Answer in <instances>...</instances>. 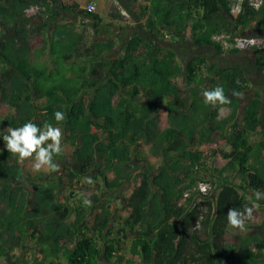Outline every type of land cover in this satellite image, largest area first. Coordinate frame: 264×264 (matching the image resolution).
I'll return each instance as SVG.
<instances>
[{
  "label": "trees",
  "instance_id": "1",
  "mask_svg": "<svg viewBox=\"0 0 264 264\" xmlns=\"http://www.w3.org/2000/svg\"><path fill=\"white\" fill-rule=\"evenodd\" d=\"M117 2L132 23L116 8L106 20L64 0H0V260L12 264L30 238L41 255L30 264H264V200L254 196L264 192V0L257 9L244 0L237 16L233 0ZM220 33L262 45L247 50L249 64L215 60L243 51L212 39ZM217 85L229 105L203 102ZM161 106L169 119L162 129ZM222 107L229 112L220 117ZM28 121L62 128L68 151L55 162L63 172L34 177L7 152L5 129ZM204 142H223L207 155L218 153L220 168L208 171ZM86 177L96 187L87 197ZM201 182L209 190L196 202ZM131 183L128 215L117 219L106 193L119 199ZM254 202L260 221L226 241L228 209Z\"/></svg>",
  "mask_w": 264,
  "mask_h": 264
},
{
  "label": "clouds",
  "instance_id": "2",
  "mask_svg": "<svg viewBox=\"0 0 264 264\" xmlns=\"http://www.w3.org/2000/svg\"><path fill=\"white\" fill-rule=\"evenodd\" d=\"M81 6L82 5L79 6L80 9H82ZM89 10L94 11V7L89 6ZM95 12L96 9L94 13ZM232 95L235 97H242L243 94L240 92H233ZM202 96L203 102L213 107L217 105H229L231 103L229 97L225 95L223 87L219 85L213 89L204 90ZM54 117L57 124H61L66 120L64 113L60 111H56ZM5 131L6 134L2 137L5 148L7 152L18 157V163L22 164L25 161H32L34 171L58 170L55 157L61 155L64 151V132L61 127L53 126L51 123H45L43 127H40L36 123L28 121L20 127H8ZM85 180L89 185L94 184L91 177H86ZM207 188L208 186L202 185L200 190L206 193ZM254 196L257 202L264 200V192L257 190L254 192ZM91 203L90 198L84 199L85 206H91ZM258 207L259 204L254 202L250 207L247 205L244 206L243 210L229 208L226 214L227 225L239 232H246L248 230V222L253 219L254 211Z\"/></svg>",
  "mask_w": 264,
  "mask_h": 264
},
{
  "label": "rangeland",
  "instance_id": "3",
  "mask_svg": "<svg viewBox=\"0 0 264 264\" xmlns=\"http://www.w3.org/2000/svg\"><path fill=\"white\" fill-rule=\"evenodd\" d=\"M125 23L129 24L130 19L125 15ZM129 19V20H128ZM212 55L210 56V59L213 57V53H211ZM223 57V61H229L231 60L233 61H242V62H246L247 64H249V61L252 59L251 54L249 53V51L247 50H243L240 54L234 56V57H228V56H215V60L217 59H222ZM175 81L177 83H179L181 81V78H176ZM247 93H245L244 95L246 96ZM242 104H244V102L242 101ZM2 105L0 104V112L2 111ZM229 112V108L227 107H223L221 109V115H226ZM222 117V116H221ZM169 119L167 117V111L164 109L163 106H161L160 110H159V126L160 128H164L168 125ZM260 137L259 133L257 131L255 132H251L248 135V138L253 142L256 139H258ZM63 146H64V151H68L67 147L65 146L64 142H63ZM223 147V142H204L201 146L200 149L204 152V154H206V156L208 154H211V152L213 150H215L216 148H222ZM143 153L146 157H148V159L154 163V164H159L160 163V158L158 156H155L153 154H151V152H149V146H144L143 147ZM204 160H206L207 162V169L208 171H212V169L215 168H220L224 163L225 160L223 158H221L218 153L215 154L214 156H212V158H208L204 157ZM32 161H25L23 164L24 169L27 171V173H29L32 176H36L37 173H45L46 175H51L54 174V172L56 171H47V170H41V171H34L33 167H32ZM57 172H63V169L58 170ZM210 173V172H208ZM110 178L113 177V174L110 173L108 175ZM235 183H237V179L234 178L233 179ZM86 182V180H84ZM94 181V180H93ZM97 183L102 184V180L101 178L97 180ZM86 186H84V184H82V189L79 186H75V188H80V193L84 194V196H89L92 192H96V187H95V181L93 185H89L87 182L85 183ZM135 185V183H131L129 185V187L127 189H123V191L120 192L119 195V199H116L115 194H117L118 192L116 191H111L106 193L110 200L109 205L111 206V210L113 212H115V216L117 219H121L124 218L128 215V211L129 209L126 206V198L129 195V193L131 192L132 187ZM87 187V188H86ZM23 191L26 194V201H27V205L28 207H30L31 202L32 201V194H31V187L28 183V181H26L23 184ZM213 191H216V188L213 189ZM68 195V190H65L64 192H62V194L59 196V200L63 201V197ZM212 192H210V197H212ZM1 207V205H0ZM95 213V211L93 210L91 212V217L92 215ZM261 219V212L259 210V207L254 211L253 214V219L251 221L248 222L247 226H255ZM243 232H239L236 229H233L231 227L228 228V231L225 233L224 235V239L228 242H233L236 241L239 237L240 234H242ZM17 257L14 258V262H12V264H20L19 258H22V260H27L30 263L33 262L34 260V256H36L38 259L41 258V255L39 254V252H37L36 250V246L35 243L32 239L30 238H25L24 242H23V246L21 247V250H18L17 252L15 251ZM125 258L129 259V254L125 255ZM0 264H5L3 261L0 260ZM126 264H140V262L136 261L135 259H132V261L130 263L127 262L126 260Z\"/></svg>",
  "mask_w": 264,
  "mask_h": 264
},
{
  "label": "built area",
  "instance_id": "4",
  "mask_svg": "<svg viewBox=\"0 0 264 264\" xmlns=\"http://www.w3.org/2000/svg\"><path fill=\"white\" fill-rule=\"evenodd\" d=\"M243 1L244 0H233V3L231 4V7H230V13L233 16H237L240 13ZM247 1L251 7L257 9L262 4L263 0H247ZM89 6H93L94 11H95L96 5L93 1H87V2L83 3L81 8L87 12H94L93 10H89ZM34 10H35L34 7H30L26 11V14L30 15L32 12H34ZM212 39L215 41L221 42V44L223 45L224 48L236 47V48H239L241 50H249V49H252L254 47H260L262 45L261 39L256 37V36H253V35H237V36L233 37L232 41H230L228 33H220V34L213 35ZM202 185L208 186L207 191H206V193H208L209 184L205 183V182L199 183L196 186L197 188H195L196 190H198V195L195 198L196 202H200L201 200H203L201 195L206 194L205 192H201V190H200V187ZM187 196H188V192H184L182 194L181 201L184 200V198ZM195 227H199L198 222H197Z\"/></svg>",
  "mask_w": 264,
  "mask_h": 264
},
{
  "label": "crops",
  "instance_id": "5",
  "mask_svg": "<svg viewBox=\"0 0 264 264\" xmlns=\"http://www.w3.org/2000/svg\"><path fill=\"white\" fill-rule=\"evenodd\" d=\"M85 1H87V0H64V2H66V3H77L78 6L82 5ZM93 1L96 3V13H99L106 20H107V14L112 8L119 9L123 13L124 16L126 15V13L124 11H122L123 9H121V7H119V3L117 2V0H93ZM125 20L126 19L124 18V21ZM78 21L79 22L81 21V17L80 16L77 18V22ZM129 23H132V21L130 20ZM89 34H90V32H87V35H89ZM209 55H212V54L209 53ZM245 102H246V99H245L244 103ZM222 108H220V110H219V116L220 117L221 116L222 117L225 116V115H221V109Z\"/></svg>",
  "mask_w": 264,
  "mask_h": 264
},
{
  "label": "flooded vegetation",
  "instance_id": "6",
  "mask_svg": "<svg viewBox=\"0 0 264 264\" xmlns=\"http://www.w3.org/2000/svg\"><path fill=\"white\" fill-rule=\"evenodd\" d=\"M242 101L244 102L245 99H243ZM242 101H240V103H241V106L243 107V106H245L246 102L244 104H242Z\"/></svg>",
  "mask_w": 264,
  "mask_h": 264
}]
</instances>
